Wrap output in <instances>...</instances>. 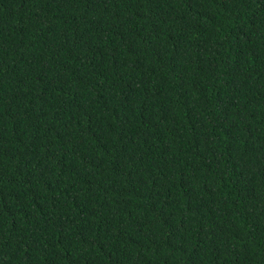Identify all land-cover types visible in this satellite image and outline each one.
Returning <instances> with one entry per match:
<instances>
[{"label":"trees","instance_id":"16d2710c","mask_svg":"<svg viewBox=\"0 0 264 264\" xmlns=\"http://www.w3.org/2000/svg\"><path fill=\"white\" fill-rule=\"evenodd\" d=\"M0 264H264V0H0Z\"/></svg>","mask_w":264,"mask_h":264}]
</instances>
